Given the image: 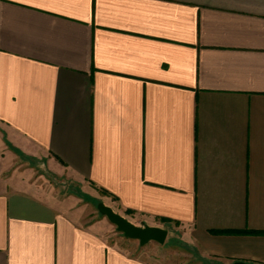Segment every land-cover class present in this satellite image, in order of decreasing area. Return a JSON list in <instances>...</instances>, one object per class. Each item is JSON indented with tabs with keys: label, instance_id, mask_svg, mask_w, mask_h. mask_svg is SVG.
Here are the masks:
<instances>
[{
	"label": "crops",
	"instance_id": "crops-1",
	"mask_svg": "<svg viewBox=\"0 0 264 264\" xmlns=\"http://www.w3.org/2000/svg\"><path fill=\"white\" fill-rule=\"evenodd\" d=\"M28 160L200 261L264 264V0H0V264H155Z\"/></svg>",
	"mask_w": 264,
	"mask_h": 264
},
{
	"label": "rangeland",
	"instance_id": "rangeland-1",
	"mask_svg": "<svg viewBox=\"0 0 264 264\" xmlns=\"http://www.w3.org/2000/svg\"><path fill=\"white\" fill-rule=\"evenodd\" d=\"M31 181L42 191L44 198L64 203L67 207L76 206L81 209L85 222L96 226L103 232L109 242H123L129 248L136 247L142 259L155 264H214L213 261H200L196 254L179 239L178 226H168L167 236L163 244L149 242L139 246L137 241H129L116 231L106 218L97 212L96 206L103 203V195L94 188H82L71 181L66 174L53 173L45 160H28ZM29 177V176H28ZM125 219L127 216L119 214ZM129 221V220H128ZM142 227L143 224H136Z\"/></svg>",
	"mask_w": 264,
	"mask_h": 264
},
{
	"label": "water",
	"instance_id": "water-1",
	"mask_svg": "<svg viewBox=\"0 0 264 264\" xmlns=\"http://www.w3.org/2000/svg\"><path fill=\"white\" fill-rule=\"evenodd\" d=\"M97 212L104 216L110 222L117 232L123 235L128 240L137 241L139 246H144L149 242L163 244L167 231L159 228L144 225L142 227L136 226L121 215L115 213L110 207L99 203L96 206ZM232 264H250L245 262H233Z\"/></svg>",
	"mask_w": 264,
	"mask_h": 264
},
{
	"label": "trees",
	"instance_id": "trees-1",
	"mask_svg": "<svg viewBox=\"0 0 264 264\" xmlns=\"http://www.w3.org/2000/svg\"><path fill=\"white\" fill-rule=\"evenodd\" d=\"M162 221H163V222H166L165 220H162ZM244 233H245V234H247V233L250 234L251 232L244 231V232H240V233L238 232V233H233V234H244Z\"/></svg>",
	"mask_w": 264,
	"mask_h": 264
}]
</instances>
